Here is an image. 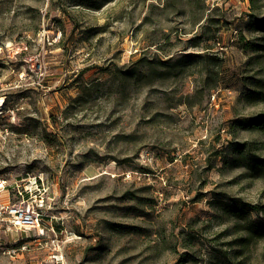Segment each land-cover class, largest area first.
Segmentation results:
<instances>
[{
    "label": "rangeland",
    "instance_id": "obj_1",
    "mask_svg": "<svg viewBox=\"0 0 264 264\" xmlns=\"http://www.w3.org/2000/svg\"><path fill=\"white\" fill-rule=\"evenodd\" d=\"M2 98L0 264H264V0H0Z\"/></svg>",
    "mask_w": 264,
    "mask_h": 264
},
{
    "label": "built area",
    "instance_id": "obj_2",
    "mask_svg": "<svg viewBox=\"0 0 264 264\" xmlns=\"http://www.w3.org/2000/svg\"><path fill=\"white\" fill-rule=\"evenodd\" d=\"M39 186L37 180L25 190L21 185L8 184L6 179H0V198L5 191L15 193L17 202H3L0 199V229L12 228L18 232L41 230L45 219V198L37 195L35 187Z\"/></svg>",
    "mask_w": 264,
    "mask_h": 264
},
{
    "label": "trees",
    "instance_id": "obj_3",
    "mask_svg": "<svg viewBox=\"0 0 264 264\" xmlns=\"http://www.w3.org/2000/svg\"><path fill=\"white\" fill-rule=\"evenodd\" d=\"M251 169H254L257 171V173H260L262 171V169L264 168L263 167V164H261L260 162L257 163L256 165L254 166H250ZM217 203H220V204H223V202L221 201H218ZM250 208L251 210H256V211H263L264 210V207L260 208L258 206H252V205H246V208ZM240 212L238 209H236V213ZM250 211L248 210H245V211H241V213H238V214H243V215H248ZM247 218V217H246ZM246 231L249 233V235L253 236V237H264V224H259V223H256L254 221H249V224L248 226H246Z\"/></svg>",
    "mask_w": 264,
    "mask_h": 264
},
{
    "label": "bare ground",
    "instance_id": "obj_4",
    "mask_svg": "<svg viewBox=\"0 0 264 264\" xmlns=\"http://www.w3.org/2000/svg\"><path fill=\"white\" fill-rule=\"evenodd\" d=\"M4 102L3 98L0 99V107L2 106V103Z\"/></svg>",
    "mask_w": 264,
    "mask_h": 264
}]
</instances>
